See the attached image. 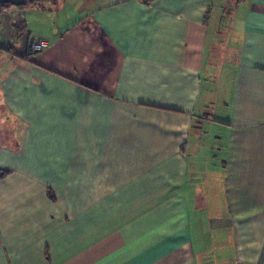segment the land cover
Listing matches in <instances>:
<instances>
[{"label":"crops","instance_id":"0c3cea01","mask_svg":"<svg viewBox=\"0 0 264 264\" xmlns=\"http://www.w3.org/2000/svg\"><path fill=\"white\" fill-rule=\"evenodd\" d=\"M263 249L264 0L0 5V264Z\"/></svg>","mask_w":264,"mask_h":264},{"label":"trees","instance_id":"16d2710c","mask_svg":"<svg viewBox=\"0 0 264 264\" xmlns=\"http://www.w3.org/2000/svg\"><path fill=\"white\" fill-rule=\"evenodd\" d=\"M55 0H24L22 3H4V4H0V5H10V4H16L19 5L21 7H27V6H38V7H45L47 4L54 2ZM24 24H20L17 26V30H19V32H22L24 29ZM36 55V54H33ZM31 54L28 53V56H33Z\"/></svg>","mask_w":264,"mask_h":264},{"label":"built area","instance_id":"2783aa9c","mask_svg":"<svg viewBox=\"0 0 264 264\" xmlns=\"http://www.w3.org/2000/svg\"><path fill=\"white\" fill-rule=\"evenodd\" d=\"M50 46V43L47 40H34L30 43L29 48H28V53L33 55L42 52L43 50L47 49ZM264 252V249H263ZM264 256V253H262V256ZM257 264H260L258 261Z\"/></svg>","mask_w":264,"mask_h":264},{"label":"water","instance_id":"95a60500","mask_svg":"<svg viewBox=\"0 0 264 264\" xmlns=\"http://www.w3.org/2000/svg\"><path fill=\"white\" fill-rule=\"evenodd\" d=\"M24 0H0V4L4 3H22Z\"/></svg>","mask_w":264,"mask_h":264},{"label":"rangeland","instance_id":"374dc122","mask_svg":"<svg viewBox=\"0 0 264 264\" xmlns=\"http://www.w3.org/2000/svg\"><path fill=\"white\" fill-rule=\"evenodd\" d=\"M232 6H233V5H230V6L227 8V10H229V13H230V12L232 13V8H233ZM227 12H228V11H227ZM229 13H228V14H229Z\"/></svg>","mask_w":264,"mask_h":264}]
</instances>
